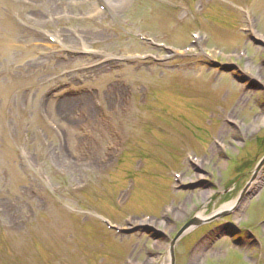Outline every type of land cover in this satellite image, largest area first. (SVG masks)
Segmentation results:
<instances>
[{
  "label": "rangeland",
  "instance_id": "1",
  "mask_svg": "<svg viewBox=\"0 0 264 264\" xmlns=\"http://www.w3.org/2000/svg\"><path fill=\"white\" fill-rule=\"evenodd\" d=\"M55 1L0 0V264H161L201 211L175 264H264V0H129L111 17ZM214 61L237 63L245 89L214 75ZM64 100L83 139L76 161L41 124L65 137L53 111ZM98 215L134 231L112 236ZM144 218L159 224L131 226Z\"/></svg>",
  "mask_w": 264,
  "mask_h": 264
},
{
  "label": "bare ground",
  "instance_id": "2",
  "mask_svg": "<svg viewBox=\"0 0 264 264\" xmlns=\"http://www.w3.org/2000/svg\"><path fill=\"white\" fill-rule=\"evenodd\" d=\"M112 2H114L113 4H111ZM91 5V4H90ZM129 5V0H97V4L96 5H92L93 8H95V13L97 12V14L99 15L101 13L102 16H105L106 14L110 15V16H114V13L112 11H116L117 12H122L125 8H127ZM97 7H99L97 9ZM106 10L105 12L102 10ZM122 10V11H121ZM205 14V13H204ZM79 50V49H78ZM81 51V50H79ZM177 55L181 54V53H176ZM73 100H64L63 102H61L57 107L59 109L60 115H59V121L61 122L63 128L65 129V136H66V142H67V147L70 146V148L73 149V153L74 154H78V150H80V146L79 148L77 147V142L79 141H83L82 137L80 136V134L73 129V126H75L77 124V119H75L74 117L72 118L71 116H69L68 110L71 108L70 106L73 105ZM91 118H95V117H91ZM264 119V118H263ZM76 144V145H75ZM75 145V146H74ZM77 149V150H76ZM261 173L262 172H258L256 175V179L254 181V184H252L249 189L253 190L256 188V185L258 184L259 180L261 179ZM196 179V178H195ZM201 177H198V182L200 181ZM257 183V184H255ZM208 192L203 191L201 192V196L204 197L205 201L207 202L209 200V198H207ZM210 201V200H209ZM211 202V201H210ZM241 203V202H240ZM237 205H241L239 204L236 200L231 201L228 204H224L222 205L219 210L216 213H221V212H227L229 210H235ZM227 209V210H226ZM205 213V212H204ZM202 211L199 212L197 214V218L200 220H203L205 218V214ZM157 223L154 224H142L143 228H146L147 230H152L153 227H156L158 225H156ZM139 224L138 220H132L131 219V226H142ZM156 245L158 247H162L164 246V242L159 240L157 241ZM200 248V246H199ZM198 251L193 253V258L194 260L197 259L198 260ZM168 255L165 256L161 262V264H169L168 263Z\"/></svg>",
  "mask_w": 264,
  "mask_h": 264
},
{
  "label": "water",
  "instance_id": "3",
  "mask_svg": "<svg viewBox=\"0 0 264 264\" xmlns=\"http://www.w3.org/2000/svg\"><path fill=\"white\" fill-rule=\"evenodd\" d=\"M262 163H264V159H263Z\"/></svg>",
  "mask_w": 264,
  "mask_h": 264
}]
</instances>
